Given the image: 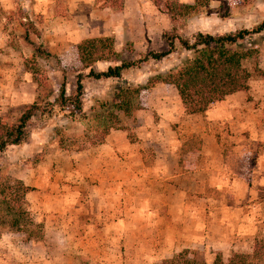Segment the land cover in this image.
<instances>
[{
  "label": "rangeland",
  "instance_id": "1",
  "mask_svg": "<svg viewBox=\"0 0 264 264\" xmlns=\"http://www.w3.org/2000/svg\"><path fill=\"white\" fill-rule=\"evenodd\" d=\"M29 1L0 0V117L12 122L27 104L37 102L41 107V112H36L26 126L27 140L0 153V218H9L5 216L2 198L13 196L5 188L21 181L31 188L25 202L32 222L23 227V233L0 225V264H159L184 249L197 251L198 260L212 264L216 255L225 263L234 254H251L254 241L264 237V193L256 200L262 202V215L247 227L253 240L237 249L210 241L196 242V238L204 241V229L219 235L215 223L192 224L188 221L190 215L183 217L184 223H169L165 205L169 186L175 190L174 205L180 204L176 192L179 187L183 201L191 206L201 194L190 188L198 177L209 178L216 185L208 173L192 175L200 168V150L204 145L197 133L174 137L163 132L162 144L144 141L141 126L147 129L150 125L149 109L158 118L159 105L180 104L172 86L155 85L140 92V109L133 119L123 121L122 130L115 132L119 157L109 166L122 169L107 178L101 173V163L83 160L78 165L74 156L83 151L95 155L102 123L93 119L90 109L97 111L100 103L109 102L112 89L120 82L83 78L80 113L74 112L71 103L62 108L49 105L57 96L62 76L65 94L70 96L75 76L87 74L75 49L82 38L109 39L125 60L166 50L161 35L172 24L162 10L155 8L152 0H122L119 10L106 7L104 0H94L92 13L82 16L66 13V1L55 0L59 6L57 13L35 14L26 10ZM170 1L192 4L193 0ZM218 13L228 18L221 19ZM262 20L264 0H211L204 11L182 17L173 26L181 38L191 41L195 33L215 35L250 29ZM29 23L39 35L30 29L25 35ZM36 46L42 47L48 57L32 55V47ZM176 46V51L159 63L148 61L132 73H123L122 79L137 84L154 70L177 64L188 53ZM261 53L259 69L264 64V42ZM109 65L112 64L98 63L92 70L103 71ZM4 99L11 103H4ZM138 113H147L143 116V121L148 119L145 124L136 117ZM225 134L220 140L221 152L226 156L221 159L224 177L234 178L238 172L246 181L253 159L235 152L228 130ZM170 140L175 158L165 161L161 156L168 151L164 142ZM171 165L183 175L167 174ZM218 182L227 180L219 176ZM204 193L213 199L230 194L215 190ZM244 228L242 225L238 230L244 232ZM255 264H264V258Z\"/></svg>",
  "mask_w": 264,
  "mask_h": 264
},
{
  "label": "trees",
  "instance_id": "2",
  "mask_svg": "<svg viewBox=\"0 0 264 264\" xmlns=\"http://www.w3.org/2000/svg\"><path fill=\"white\" fill-rule=\"evenodd\" d=\"M211 0H193L192 4H179L170 0H152L153 6L162 10L171 29L161 35L166 50L162 52H147L137 60H125L116 52L107 38H86L80 40L76 46L79 63L87 74L75 76L73 94H65V78L58 85L57 96L49 104L62 108L71 103L75 113L81 111V96L83 94V78L97 81L118 80L120 83L112 89L111 100L100 103L92 117L102 123L100 131L101 143L111 130H122L123 121L134 118L135 112L140 109L138 98L140 92L161 84L172 86L178 96L181 107L187 115L203 113L210 104L222 101L227 95L248 90V81L252 77L264 78V71L258 68V58L261 56L264 42V20L253 25L250 29H239L221 34L195 33L191 41L181 38L174 29L179 19L189 14L204 11ZM106 7L119 10L122 0H104ZM162 7V8H161ZM221 19L228 18L218 13ZM27 29L35 32L32 24ZM33 33V32H32ZM35 35H39L35 32ZM176 45L188 53L178 59L177 64L154 70L145 76L139 83L123 80V73H132L144 66L148 61L159 63L167 55L176 51ZM32 55L48 57V53L40 46L32 47ZM98 63H109L103 71L95 72L92 66ZM36 112H41L37 102L27 104L21 114L12 122H6L0 117V153L7 147H18L27 140L26 126ZM12 196L2 198L5 206V216L0 218V225H5L18 233H23V227L32 224L26 209L25 195L31 188L21 181L5 188ZM26 225V226H25ZM26 241L29 237L26 236ZM195 250H182L170 259L159 264H204L197 259ZM264 258V237L254 241L251 254H234L225 263L216 255L212 264H255ZM261 263V262H260Z\"/></svg>",
  "mask_w": 264,
  "mask_h": 264
},
{
  "label": "crops",
  "instance_id": "3",
  "mask_svg": "<svg viewBox=\"0 0 264 264\" xmlns=\"http://www.w3.org/2000/svg\"><path fill=\"white\" fill-rule=\"evenodd\" d=\"M49 1L30 0V6L26 10H30L35 14L57 13L59 6L55 5V0ZM65 1L66 13L82 16L92 13L94 0ZM48 2L51 3L50 6H47ZM68 26L69 29H72L70 25ZM259 67L262 71L264 70V64H260ZM157 85L164 86L161 84ZM157 85L154 86L157 87ZM3 101L6 104L11 103V100L7 102L4 99ZM156 114L158 118H154L151 109H149V115L151 116L150 125L147 129L141 126L144 132V141L150 144L157 142L162 144L161 135L163 132L174 137L185 133L186 135L197 133L204 145L200 150V168L197 167L192 175H197L198 177L208 173L209 177L214 178V182H216V185H214L209 182V178L200 180V177H198V182L192 183L190 188L201 192V194L197 196V201L191 206L183 201L182 190L179 187H176V192H178L180 204L178 206L174 205L173 192L175 194V190L174 187L169 186L167 196V199H169L165 204L166 214L169 215V223L172 222L174 225L176 222L184 223L186 220L183 217L190 215V220L188 221L192 224L198 225L200 222H211L217 224L219 228V235L214 234V232L210 233V229L206 231L205 229L204 231L200 230L203 232L202 235L204 236L201 237H203L204 241L196 238L197 241H194L197 243L201 244V242L210 241L219 246L228 245V247L233 249L240 248L242 245L245 246L248 240H253L252 235L248 234V224L253 223L257 219L256 217L262 215V212H260L262 211V202L260 203V201L256 200L260 194L264 193V78L260 80L250 79L246 92L239 91L227 95L222 101L210 104L203 113L187 115L180 104L171 105L166 103L157 107ZM144 115L147 116V113L136 114L141 124H145L148 121V119L143 121ZM223 129H225L224 132ZM226 130L229 132L228 136L234 140V151L240 155L248 154L253 159L252 164L248 167V180L246 181L239 176L238 172H236L234 178L224 177L226 172L221 159L226 156H223L221 152L220 140L226 135ZM117 131L108 133L103 138L102 142L97 145L95 155L89 151L76 152L74 158L78 161V165L82 164L83 160L91 164L101 163L100 169L104 178L110 177L111 174L121 170L122 168H119V166L115 169L109 166L117 162L119 157L118 152H116L115 141L118 137L115 133ZM168 142H164L168 151L161 156L165 161H172L175 155L172 152V141ZM172 166L166 172L167 174L183 175L177 172L176 166H173L175 170H173ZM232 173L234 175L233 171ZM219 176L223 180L226 179L227 182H218L217 184ZM209 190L230 192V194L228 195L229 197L222 194L213 199L204 193ZM242 225L245 226L244 232L238 230L239 226Z\"/></svg>",
  "mask_w": 264,
  "mask_h": 264
}]
</instances>
